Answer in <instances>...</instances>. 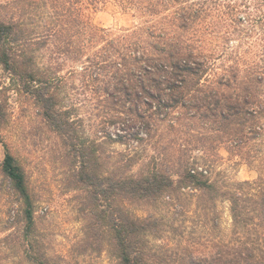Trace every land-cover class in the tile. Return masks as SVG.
Returning <instances> with one entry per match:
<instances>
[{
	"label": "trees",
	"instance_id": "16d2710c",
	"mask_svg": "<svg viewBox=\"0 0 264 264\" xmlns=\"http://www.w3.org/2000/svg\"><path fill=\"white\" fill-rule=\"evenodd\" d=\"M108 5L132 27L94 24ZM14 101L33 105L73 161L91 249L107 247L118 264H264V0H0V175L20 204L22 258L50 264L24 167L4 138ZM113 144L125 150L106 153ZM219 145L255 167L256 180H212L208 152ZM187 196L204 216L229 202L220 250L187 257L188 247L156 245L191 237ZM160 203L170 220L132 211Z\"/></svg>",
	"mask_w": 264,
	"mask_h": 264
},
{
	"label": "rangeland",
	"instance_id": "374dc122",
	"mask_svg": "<svg viewBox=\"0 0 264 264\" xmlns=\"http://www.w3.org/2000/svg\"><path fill=\"white\" fill-rule=\"evenodd\" d=\"M235 1L221 0V2L231 3ZM242 16L246 18L247 14L244 13ZM255 17V13H252L249 18ZM93 22L101 28L123 30L132 27L134 20L113 5H108L93 14ZM254 27L252 21L248 20L242 29L250 34V30ZM238 44V42H233L235 47ZM227 46H232V42ZM40 54L38 61L41 64L46 63L49 51ZM4 136L11 153L22 164L28 178V185L35 200L36 234L45 245L49 263L118 264L107 247L96 251L87 245L84 229L89 219L85 220L79 211L86 193L73 185V178L71 180L69 178L73 173L72 170L75 169L73 161L64 157L60 143L44 128L33 105L12 102V117L4 131ZM261 148L263 156L264 145ZM104 149L106 153L113 151L117 153L124 151L125 147L113 144L105 146ZM208 153L209 157L215 160L212 180L216 179L220 184L256 180L258 173L255 167L240 161V158L227 151L225 145H219L214 151ZM4 154L5 151L0 145V165ZM193 154L199 156L198 152ZM104 169L107 170L108 167ZM185 203L187 215L183 226L186 234L191 233L196 245L192 247V242H189L191 237L188 235L183 241H179L181 239L168 240L157 242L156 245L168 246L170 249L168 254L176 250L181 252L183 248L188 247L189 251L183 253L187 257L191 251L193 253L191 255L196 257L220 250L221 242L229 241L232 232L229 202L217 201L215 211L205 216L197 209L196 198L187 196ZM132 211L138 216L153 213L166 220L172 218L171 211L164 203H160L156 208L135 207ZM213 219L217 223L215 229L212 228ZM177 224L180 225L179 222ZM21 226L20 204L8 189L6 180L4 181L0 175V264H28L21 255L22 247L19 246L22 243L17 242ZM8 235L11 237L4 242L3 239Z\"/></svg>",
	"mask_w": 264,
	"mask_h": 264
}]
</instances>
